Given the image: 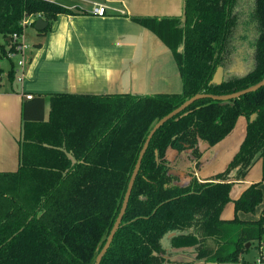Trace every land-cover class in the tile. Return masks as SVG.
Segmentation results:
<instances>
[{
    "label": "trees",
    "instance_id": "obj_1",
    "mask_svg": "<svg viewBox=\"0 0 264 264\" xmlns=\"http://www.w3.org/2000/svg\"><path fill=\"white\" fill-rule=\"evenodd\" d=\"M184 10L183 22L131 18L170 49L180 93H54L47 97L46 115L43 96L24 102L17 169L0 172V264H93L154 123L196 93L230 94L264 78V0H184ZM77 12L44 0H0V36H21L26 21L32 19L33 27L37 18L48 23L37 32L44 36L58 15ZM236 47H243L246 74L209 84L216 67L231 65ZM6 76L13 79L12 67ZM240 115L247 123L237 152L223 171L199 181L192 175L203 152L199 141L216 145ZM168 150L175 151L173 159ZM258 160L260 181L232 201L233 217L222 219L230 180L243 179ZM174 169L186 171L189 181L179 184ZM261 181L264 86L228 101L195 100L150 139L99 264L237 262L243 245H259L264 235L263 217H237L254 213L261 203ZM259 257L264 260L263 253Z\"/></svg>",
    "mask_w": 264,
    "mask_h": 264
},
{
    "label": "crops",
    "instance_id": "obj_2",
    "mask_svg": "<svg viewBox=\"0 0 264 264\" xmlns=\"http://www.w3.org/2000/svg\"><path fill=\"white\" fill-rule=\"evenodd\" d=\"M55 1L64 8L78 12L74 15H58L44 36L35 31L37 38L21 58L23 66L19 69L12 67L14 69L13 79L9 81L6 76L5 83L3 81L0 83V172L17 169L22 125L21 109L24 102L32 97L37 95L44 97L46 115L47 97L54 93L152 95L178 94L182 90L179 69L170 49L152 31L134 22L131 18L151 17L157 20L179 18L183 22L185 18V13L183 16L184 0ZM94 3L106 7L103 16L93 13ZM79 11L84 13H79ZM31 21L32 19L27 20L26 27H31L29 26ZM4 42L8 43L9 40L5 39ZM7 49L8 45L4 49V55ZM181 49L182 46L178 50ZM10 69L11 65L6 75ZM0 72H3L2 68ZM18 74H21L22 81L16 80ZM26 95H30L31 98L27 99ZM231 132L226 136L229 139H223L226 140L225 143L224 141L221 143V140L217 145L219 150L224 151L222 155L225 156L221 158L226 159L223 170L237 152L245 136V130L236 138L231 135ZM210 148L207 147L202 154ZM166 155L168 159H173L175 151L168 150ZM219 172H208L202 178L197 172V167L193 166L192 175L199 181H209ZM178 173L173 174L179 179ZM260 179L261 167L258 160L243 179L230 180L232 181L229 191L231 205L227 213L222 215L228 203L224 206L220 217L222 219L232 218V214L228 216L229 208H232L233 212L232 201L248 185L259 182ZM260 189L261 203L251 215L238 212L239 219L247 221L251 219L252 221L262 217L264 181H261ZM263 238L264 236L257 246L258 257L260 252L264 254ZM243 263L249 264L250 262L243 261ZM164 264L215 263L196 261Z\"/></svg>",
    "mask_w": 264,
    "mask_h": 264
},
{
    "label": "rangeland",
    "instance_id": "obj_3",
    "mask_svg": "<svg viewBox=\"0 0 264 264\" xmlns=\"http://www.w3.org/2000/svg\"><path fill=\"white\" fill-rule=\"evenodd\" d=\"M56 3V1H55ZM25 29V30H24ZM23 29V32L20 36L23 44L25 45V52L32 47V43L34 42V40L37 38V34L35 32V30L31 27H26ZM5 42H4V38L0 36V68L3 69L2 72V81L3 83H5L6 80V71L8 68L13 67L14 69H19L20 66L17 64V62L19 61V59L22 58L21 55H16L14 57L11 58L12 61H9L8 57L6 56V53L4 55L2 48L4 47V49L6 48L5 46ZM17 80V79H16ZM246 118L242 115L238 116L236 119V122L234 124V127L232 129L233 132H231L234 138L242 135V133L245 130V126H246ZM231 137V136H230ZM224 139V138H223ZM222 142L229 139L227 137H225L226 140H223ZM219 145L218 143L216 145L213 146V148L211 147L209 151L203 153L198 161V166H197V172L200 175V177H204L206 176V174H208V172H219L221 170H223V168L225 167V162L226 159H223L221 157H224L225 155L223 154V150H219V148H217ZM208 147V145L203 142V141H199V149L202 150L204 152V150ZM259 168V167H258ZM179 172V173H178ZM172 173H178L179 174V184H186L190 178V175L187 174L186 171H182L181 169H174L172 170ZM229 205H231V202L229 201L228 204L226 205V208H224V212H222V215L227 213V209L229 207ZM233 216V212H232V208H229V215L228 216ZM239 215V213H238ZM245 215H251V214H245ZM248 217V216H247ZM239 218V217H238ZM251 219H248V221H250ZM264 235H262L263 237ZM261 237V239H262ZM264 239V238H263ZM248 245V246H247ZM258 242L254 241V242H247L243 245V251L239 254V258L237 262L243 263L244 262H252L253 260H255V258H258ZM228 264V263H225Z\"/></svg>",
    "mask_w": 264,
    "mask_h": 264
},
{
    "label": "water",
    "instance_id": "obj_4",
    "mask_svg": "<svg viewBox=\"0 0 264 264\" xmlns=\"http://www.w3.org/2000/svg\"><path fill=\"white\" fill-rule=\"evenodd\" d=\"M185 10L183 9V16H184ZM48 25V23L46 21H44L42 18H37L34 22L33 28L35 29V31L37 32H41L43 31L46 26ZM235 61H237V59H235ZM240 64V63H239ZM242 65V64H241ZM234 65H232L230 67V69H225L223 66H218L216 67L210 81L209 84L212 85H220L222 83V81L225 79V75L229 72L231 73L233 71ZM264 86V78L261 79L259 82H257L256 84L249 86L245 89L230 93V94H225V95H211V94H204V93H196L195 95H193L192 97L186 99L184 102H182L178 107H176L174 110H172L170 113H168L167 115L163 116L162 118H160L157 122L154 123V125L151 127L150 131L148 132L145 141L139 151L137 160L135 162V165L133 167V170L131 172V175L129 177V181L127 183V187L125 190V193L123 195V199L121 202V206L118 212V215L105 239V242L103 244V246L101 247L100 251L98 252V254L96 255L95 259H94V263L93 264H99L103 255L106 253L112 239L113 236L115 234V232L117 231L120 222L122 220V217L125 213L126 207H127V203L129 200V196L134 184V180L136 178V175L138 173L139 167H140V163H141V159L147 149V146L149 144L150 139L152 138L153 134L169 119L173 118L174 116L178 115L180 112H182L186 107H188L192 102H194L195 100H199V99H211L214 101H228L231 99H236L239 98L242 95H245L247 93L250 92H255L256 90H258L259 88ZM255 117V114H253L249 121L251 122ZM262 217L264 218V213L262 214ZM248 246V245H247Z\"/></svg>",
    "mask_w": 264,
    "mask_h": 264
},
{
    "label": "built area",
    "instance_id": "obj_5",
    "mask_svg": "<svg viewBox=\"0 0 264 264\" xmlns=\"http://www.w3.org/2000/svg\"><path fill=\"white\" fill-rule=\"evenodd\" d=\"M47 2H55V0H44ZM105 9L106 7L102 4H98V3H94L93 4V13L98 15V16H103L105 14ZM27 23V21H26ZM10 43V47H12V49L9 50V48L6 51V56L11 59L12 57L16 56V55H23V53L25 52V45L23 44L21 38L19 35L17 34H13L11 35V38L9 40ZM17 64L22 67L23 66V60L19 59V61L17 62ZM16 79L18 81H22V76L21 74H18L16 76ZM2 81V73L0 72V83ZM27 99H30L31 96L30 95H26L25 96ZM228 264H244V263H240V262H234V263H228ZM249 264H264V260L261 259L260 257H258L255 261L250 262Z\"/></svg>",
    "mask_w": 264,
    "mask_h": 264
},
{
    "label": "flooded vegetation",
    "instance_id": "obj_6",
    "mask_svg": "<svg viewBox=\"0 0 264 264\" xmlns=\"http://www.w3.org/2000/svg\"><path fill=\"white\" fill-rule=\"evenodd\" d=\"M235 49L236 50L232 55V61L233 62L231 63V65L228 67L223 66L225 69H230V67L232 65H234L233 71L231 73L228 72L225 75V78L226 77H229V78H231V77H243L246 74V72L248 71L247 63L244 60L246 58H245V55L243 54V47H236ZM235 59H237V61H235Z\"/></svg>",
    "mask_w": 264,
    "mask_h": 264
}]
</instances>
